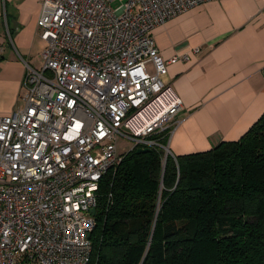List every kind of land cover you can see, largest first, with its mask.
Masks as SVG:
<instances>
[{
    "label": "built area",
    "instance_id": "built-area-1",
    "mask_svg": "<svg viewBox=\"0 0 264 264\" xmlns=\"http://www.w3.org/2000/svg\"><path fill=\"white\" fill-rule=\"evenodd\" d=\"M212 1H43L44 64L25 63L21 104L0 115V264L91 263L105 176L137 148L173 155L183 105L164 95L189 56L164 59L153 31ZM119 139L134 145L120 152Z\"/></svg>",
    "mask_w": 264,
    "mask_h": 264
},
{
    "label": "trees",
    "instance_id": "trees-1",
    "mask_svg": "<svg viewBox=\"0 0 264 264\" xmlns=\"http://www.w3.org/2000/svg\"><path fill=\"white\" fill-rule=\"evenodd\" d=\"M138 149L101 183L90 264H264V113L208 151Z\"/></svg>",
    "mask_w": 264,
    "mask_h": 264
},
{
    "label": "crops",
    "instance_id": "crops-1",
    "mask_svg": "<svg viewBox=\"0 0 264 264\" xmlns=\"http://www.w3.org/2000/svg\"><path fill=\"white\" fill-rule=\"evenodd\" d=\"M44 0H0V115L21 102L25 63L44 64L38 20ZM169 66L164 99L182 111L169 142L174 156L238 141L264 113V0H214L153 31Z\"/></svg>",
    "mask_w": 264,
    "mask_h": 264
},
{
    "label": "rangeland",
    "instance_id": "rangeland-1",
    "mask_svg": "<svg viewBox=\"0 0 264 264\" xmlns=\"http://www.w3.org/2000/svg\"><path fill=\"white\" fill-rule=\"evenodd\" d=\"M118 6H119L118 2L113 3L114 9H116ZM20 104H21V102H20ZM133 145H134V143H132V142H127V141H124L122 139L118 140V147H119L120 152H128L133 147Z\"/></svg>",
    "mask_w": 264,
    "mask_h": 264
},
{
    "label": "bare ground",
    "instance_id": "bare-ground-1",
    "mask_svg": "<svg viewBox=\"0 0 264 264\" xmlns=\"http://www.w3.org/2000/svg\"><path fill=\"white\" fill-rule=\"evenodd\" d=\"M155 115H156V113L152 114V113H150V111H149V112H146V114L143 113V114H142V117H143L144 120L142 121V123H145V122L149 121V120H150L151 118H153Z\"/></svg>",
    "mask_w": 264,
    "mask_h": 264
},
{
    "label": "water",
    "instance_id": "water-1",
    "mask_svg": "<svg viewBox=\"0 0 264 264\" xmlns=\"http://www.w3.org/2000/svg\"><path fill=\"white\" fill-rule=\"evenodd\" d=\"M151 151H152V150L149 149V148H146V149H138V150L136 151V153H137V154H144V153H149V152H151ZM92 214H93V215H96V210H95V209L92 210Z\"/></svg>",
    "mask_w": 264,
    "mask_h": 264
}]
</instances>
